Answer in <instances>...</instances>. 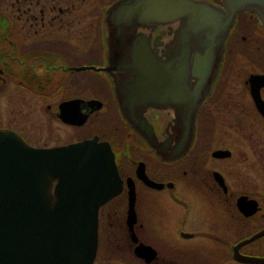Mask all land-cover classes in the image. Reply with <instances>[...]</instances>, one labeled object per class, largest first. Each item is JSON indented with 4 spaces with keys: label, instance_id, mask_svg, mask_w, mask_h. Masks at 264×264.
Instances as JSON below:
<instances>
[{
    "label": "flooded vegetation",
    "instance_id": "af4514ba",
    "mask_svg": "<svg viewBox=\"0 0 264 264\" xmlns=\"http://www.w3.org/2000/svg\"><path fill=\"white\" fill-rule=\"evenodd\" d=\"M118 1L0 0L4 142L109 146L120 188L98 207L92 264H264V3L235 11L213 76L184 75L194 125L183 136L173 106L143 108L150 133L121 108ZM178 24L143 27L149 47L170 55Z\"/></svg>",
    "mask_w": 264,
    "mask_h": 264
},
{
    "label": "water",
    "instance_id": "95a60500",
    "mask_svg": "<svg viewBox=\"0 0 264 264\" xmlns=\"http://www.w3.org/2000/svg\"><path fill=\"white\" fill-rule=\"evenodd\" d=\"M224 1L229 12L207 0L116 3L114 18L120 17V50L125 51L120 57V105L132 126L150 133L153 125L143 108L173 106L183 136L191 132L194 117L187 120L186 113L194 104L182 95L184 75L197 78L196 86L213 76L235 11L247 3H264ZM174 20L179 24L172 52L164 58L149 47L143 27ZM5 139L0 130V164L12 163L0 168L8 174L5 195L11 193L0 197V264H92L98 207L120 188L109 146L94 138L51 147L23 141L10 146Z\"/></svg>",
    "mask_w": 264,
    "mask_h": 264
},
{
    "label": "rangeland",
    "instance_id": "374dc122",
    "mask_svg": "<svg viewBox=\"0 0 264 264\" xmlns=\"http://www.w3.org/2000/svg\"><path fill=\"white\" fill-rule=\"evenodd\" d=\"M55 126V128L57 129V131L60 133V134H62V133H65L66 131H68L66 128H63V127H61V126H59L58 125V127H57V125L55 124L54 125ZM54 128V127H53ZM36 135H38V134H36ZM35 139H37V140H41L42 138H41V136H38V137H35Z\"/></svg>",
    "mask_w": 264,
    "mask_h": 264
}]
</instances>
